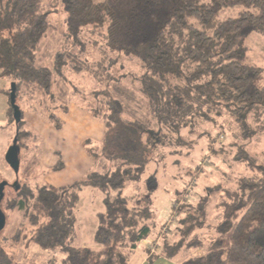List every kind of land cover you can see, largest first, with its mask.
Instances as JSON below:
<instances>
[{
    "label": "trees",
    "instance_id": "1",
    "mask_svg": "<svg viewBox=\"0 0 264 264\" xmlns=\"http://www.w3.org/2000/svg\"><path fill=\"white\" fill-rule=\"evenodd\" d=\"M62 8L63 43L48 68L38 63L37 50L53 29L51 6L45 0H0V77L10 88L16 84L21 111L16 125L9 88V124L15 125L20 153L28 156L36 149L37 136L28 127L27 109L62 129L60 114L81 101L74 94L60 101L58 81L71 83L87 75L93 88L79 92L93 101L82 106L104 123L106 135L101 147H89L93 169L83 180L65 187L14 183L15 194L0 207L6 217L9 212L21 216L11 237L16 245L56 253L62 264H129L143 242L157 237V216L143 176L150 162L161 163L174 154L168 150L162 155L172 147L170 136L189 135L193 143L198 126L221 118L238 125L242 143H251L257 133L247 121L264 108V72L250 62L246 43L253 34L264 36V0H62ZM235 9H240L238 15L221 17L223 11ZM111 55L118 61L94 60ZM124 59L140 64L144 74L133 78L148 102L145 119L126 117L124 103L110 94L113 77L107 68L94 73V64L109 67ZM24 101L25 109L18 104ZM234 160L245 173L233 187L223 188L218 237L204 254L186 253L183 264H264V158L257 161L239 148ZM63 168L59 158L53 171ZM85 188L104 196L105 211L98 216L95 235L100 249L68 243ZM209 191L208 198L217 190ZM207 220L205 205L182 208L174 232L180 240L171 245L170 236L159 238L163 255L174 258L182 251L203 249L196 233L207 227ZM0 251V264H19L15 252Z\"/></svg>",
    "mask_w": 264,
    "mask_h": 264
},
{
    "label": "rangeland",
    "instance_id": "2",
    "mask_svg": "<svg viewBox=\"0 0 264 264\" xmlns=\"http://www.w3.org/2000/svg\"><path fill=\"white\" fill-rule=\"evenodd\" d=\"M45 1L51 6L52 15L50 21L53 29L39 46L37 57L41 66L50 68L53 65L55 53L63 43L65 14L62 8V0ZM239 10H225L222 12L221 17H234L238 15ZM246 45L249 49L248 57L250 62L260 67L264 72V36L253 34L247 40ZM103 58L94 57V60L103 61L105 64L108 59H116L118 61L117 55H111L106 57V59L103 56ZM124 60L126 62L122 63L120 61L109 67L105 64V67L103 64L100 67L94 64L93 68L96 70L94 73L101 72L102 69L100 68H107L108 74L113 77L111 78L110 94L116 100L124 103L127 110L126 117L130 118L131 115H135L145 119L146 115L149 114L148 102L140 92L141 86L139 82L136 83L133 78L135 75L140 77L144 74L140 69L139 62V65H137L132 60ZM121 75H124V77H120ZM72 82L58 81L57 94L60 101L67 100L70 94H74L75 98L78 97L81 101L77 102V104L80 103L79 106H86L87 103L93 101H89V94L79 92V89L82 92H87L93 88L92 79L89 76L74 77ZM9 88V81L0 77V186L4 182L10 184V187L5 188L3 202L15 194L14 183H17V185H23L24 183L36 185L37 183H43L44 177L46 178L48 173H50L47 165L48 160L44 161L42 151H40L41 153L30 152L31 157H29L30 153L28 154L29 156H25V153L21 152L17 170H14L7 162L8 152L13 147L16 138L15 125L9 124L7 118L9 105L5 91ZM102 90L99 91V96L104 92ZM102 96L104 97L105 94ZM25 102L28 103V101H24L18 102V104L25 109ZM77 104L76 106L79 108ZM26 112L30 111L27 109ZM257 113L256 117L247 121L248 125L257 132L251 143L240 142L237 137L240 132L238 125H234L232 122L223 123L225 118H221L218 119L216 124L205 122L198 128H194L196 131L195 135L193 134L194 137H192L193 143L190 141L189 135L185 138L177 135L170 136L171 140L168 143H172V147L162 150V155H164V152H169L168 150H171L174 154H170L161 163L152 161L147 166L143 181L148 185L149 190L146 188L150 204L157 216L156 225L153 227V235L157 233V240L170 236L171 245L179 242L180 237L175 235L174 232L178 228L179 213L182 208L193 206L194 210H198L205 205L208 215L207 227L196 233L204 248L182 251L174 258H171L172 262L182 264L181 260L185 258L186 253L190 257L204 254L208 246L218 237L215 230L216 226L222 221L223 211L220 204L225 196L224 189L233 187V184L237 182V178L245 173L244 167L234 160L239 148L246 149L252 158L257 161H263L264 134L260 133V127L264 124V108ZM36 116L38 119L44 120L41 114ZM101 164L105 165L104 161ZM56 175L51 178V182L55 186L69 185L79 180V177L68 173H57ZM208 190L217 191L213 192L211 197L208 198ZM1 207L4 208L3 205ZM2 211L6 215V211L4 209ZM104 211L103 195L95 189L86 188L83 190L76 208V230L69 239V245L77 248L100 249L96 243L95 235L98 216ZM7 216L6 226L0 231V248H4L7 252L17 253L16 257L19 264H48L49 261L50 264H62V256H58L56 253L42 251L37 246L30 249L25 247V249L23 245H16L11 237L21 216L18 212H9ZM171 216H174L175 221L170 225V232H163L164 226ZM151 241H149L150 244ZM15 248L17 249L15 250ZM163 248V241L161 240L154 254H159L160 251H163ZM24 256H26V259ZM39 256L43 257L39 258ZM132 260L133 258L131 259V264H134L138 258L134 263Z\"/></svg>",
    "mask_w": 264,
    "mask_h": 264
},
{
    "label": "crops",
    "instance_id": "3",
    "mask_svg": "<svg viewBox=\"0 0 264 264\" xmlns=\"http://www.w3.org/2000/svg\"><path fill=\"white\" fill-rule=\"evenodd\" d=\"M76 104L77 102H72L69 105L68 113L60 114V119L64 123L62 129H56L52 123L44 118V116H42L44 120L38 119L37 116L35 117V115L40 113L27 112L30 115L26 114L28 127L37 136V141L35 143L36 149L33 152L42 151L44 161L46 162L48 160L47 165L50 173L46 176L47 179L44 177V184L54 187L70 186L83 180L93 169V160L89 154V147H101L106 135V128L102 121L94 118L84 107L79 106V104H77L79 106L78 108ZM29 155L28 156L31 157V153ZM59 158L62 159L64 168L55 172L53 168L57 165ZM45 162L43 163L45 164ZM57 173H68L69 175L79 177V180L69 185L55 186L51 182V178L52 176H57ZM153 239L154 238H150L143 242L134 251L132 262L134 263L138 258L134 264H177L176 262H172L173 260H171V258H167L165 255L163 256V254H160L162 251H160L159 254H152L150 246L154 241ZM150 240H152L151 244L149 243ZM42 257L39 256V258ZM24 258L26 259V256H24ZM185 259L186 258L181 260L182 264ZM129 264H131V262ZM178 264L180 263L178 262Z\"/></svg>",
    "mask_w": 264,
    "mask_h": 264
},
{
    "label": "water",
    "instance_id": "4",
    "mask_svg": "<svg viewBox=\"0 0 264 264\" xmlns=\"http://www.w3.org/2000/svg\"><path fill=\"white\" fill-rule=\"evenodd\" d=\"M11 93H10V105L14 111V119L16 122V125H18L21 122V111L19 106L16 104V84L12 83L11 84ZM17 137L14 140V145L12 148H10L8 155H7V162L9 165L14 169H18V163H19V155H20V149L17 144ZM7 186V183L4 182L0 186V205L5 197L4 190ZM6 226V216L4 212L2 211L0 207V231L4 229Z\"/></svg>",
    "mask_w": 264,
    "mask_h": 264
},
{
    "label": "built area",
    "instance_id": "5",
    "mask_svg": "<svg viewBox=\"0 0 264 264\" xmlns=\"http://www.w3.org/2000/svg\"><path fill=\"white\" fill-rule=\"evenodd\" d=\"M174 221H175L174 216H172V217L166 222V224H165V226H164V229H163V232H170V225L173 224ZM158 245H159V240H157V241H153V242H152L151 247H150V248H151V252H152V254H154V253L156 252Z\"/></svg>",
    "mask_w": 264,
    "mask_h": 264
}]
</instances>
